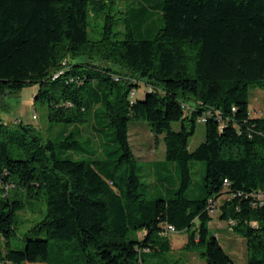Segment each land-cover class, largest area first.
Instances as JSON below:
<instances>
[{
  "label": "trees",
  "instance_id": "obj_1",
  "mask_svg": "<svg viewBox=\"0 0 264 264\" xmlns=\"http://www.w3.org/2000/svg\"><path fill=\"white\" fill-rule=\"evenodd\" d=\"M117 1L0 0V103L38 84L49 122L78 129L58 143L0 119V264H157L172 250L169 225L207 264H236L210 231L215 215L246 238L247 264H264V204H253L264 190V114L250 110V89H264V0H164L152 37L129 20L115 30ZM100 14L102 37L92 39L90 16ZM133 118L162 142L157 162L179 173L155 200L142 192ZM198 121L205 139L190 149ZM82 126L99 141L112 134L116 148L59 156L58 145H79ZM193 161L207 164L198 196L187 195ZM28 199L46 210L13 246Z\"/></svg>",
  "mask_w": 264,
  "mask_h": 264
},
{
  "label": "rangeland",
  "instance_id": "obj_2",
  "mask_svg": "<svg viewBox=\"0 0 264 264\" xmlns=\"http://www.w3.org/2000/svg\"><path fill=\"white\" fill-rule=\"evenodd\" d=\"M164 0H118L111 8V12L116 14L117 23L116 31L126 30L127 20L137 31L140 29L143 36H154L155 32L163 24L162 6ZM105 14L90 16L89 36L92 39L102 37ZM123 37V34L119 35ZM85 59L77 58L74 62H80ZM100 62V61H99ZM146 84L142 82L137 90V98L145 97ZM39 85L25 87L20 94H8L1 98L0 119L3 118L11 128H16L20 121L29 123L37 127L44 139H53L60 142L64 137L65 131H70L75 127L66 123L51 124L46 115V108L41 97H36ZM250 110L254 115L264 114V89H250ZM37 115V118H35ZM175 129H179L180 122L173 124ZM78 131V129H74ZM82 135L79 137V145L69 149L61 145L57 147V153L61 157H88L92 152H98L102 155L101 148L108 146L113 147V135H101V141L95 139L91 134L88 126H82ZM130 143L136 155L139 157L141 169L140 174L143 181L142 192L148 199H156L160 194H167V184H175L178 181L177 169L174 165L163 167L157 161L164 157V146L162 142L155 139L148 122L142 118H133L129 126ZM78 137V136H77ZM205 139L204 122L198 121L196 130L190 138V149L196 148ZM111 142V143H110ZM117 146V144H116ZM85 153V155H83ZM156 162V164H153ZM173 163V162H172ZM155 166L157 173L151 174L152 166ZM207 164L205 161H193L191 163V173L193 183L187 195H200L205 184ZM164 179H161V178ZM15 189L11 190V194ZM46 210V203L35 199H28L24 210L20 212V222L17 227V233L12 237L13 246L22 247L26 243L25 234L33 228ZM210 231L218 237L225 251L231 256L236 264H247L248 251L246 238L238 234L228 221L221 220L217 215L210 221ZM45 234L37 235L32 233V237H44ZM133 236L141 238V233ZM172 250L167 255L155 258L157 264H207L206 260L201 257L197 248H188V232L178 231L169 233ZM53 249V245H52ZM57 249V247H56ZM194 249V250H192Z\"/></svg>",
  "mask_w": 264,
  "mask_h": 264
},
{
  "label": "built area",
  "instance_id": "obj_3",
  "mask_svg": "<svg viewBox=\"0 0 264 264\" xmlns=\"http://www.w3.org/2000/svg\"><path fill=\"white\" fill-rule=\"evenodd\" d=\"M225 183H229L228 179H225ZM256 196V200L257 201H253V204L255 205L256 203H259L260 205L264 204V190H258L255 193ZM256 202V203H255ZM214 209V208H212ZM255 225L257 224L256 222L254 223ZM168 231L169 232H176V229L173 225H169L168 226ZM1 264H10V263H6V262H1Z\"/></svg>",
  "mask_w": 264,
  "mask_h": 264
}]
</instances>
